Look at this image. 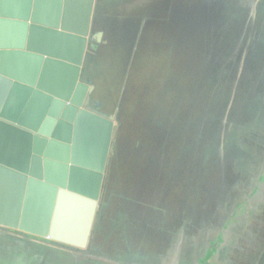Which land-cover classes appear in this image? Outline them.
Instances as JSON below:
<instances>
[{
	"label": "rangeland",
	"instance_id": "obj_1",
	"mask_svg": "<svg viewBox=\"0 0 264 264\" xmlns=\"http://www.w3.org/2000/svg\"><path fill=\"white\" fill-rule=\"evenodd\" d=\"M256 2L97 0L81 75L115 127L83 264H200L220 232L239 264L264 233V203L227 225L264 176Z\"/></svg>",
	"mask_w": 264,
	"mask_h": 264
},
{
	"label": "water",
	"instance_id": "obj_2",
	"mask_svg": "<svg viewBox=\"0 0 264 264\" xmlns=\"http://www.w3.org/2000/svg\"><path fill=\"white\" fill-rule=\"evenodd\" d=\"M96 4L0 0V226L77 249L115 127L81 75Z\"/></svg>",
	"mask_w": 264,
	"mask_h": 264
},
{
	"label": "crops",
	"instance_id": "obj_3",
	"mask_svg": "<svg viewBox=\"0 0 264 264\" xmlns=\"http://www.w3.org/2000/svg\"><path fill=\"white\" fill-rule=\"evenodd\" d=\"M256 1H257L256 2L257 5H259V8L264 7V0H256ZM262 16L264 17V8H263ZM263 21H264V18H263ZM260 182L261 181H259V183ZM259 203L263 204L264 198ZM255 207L256 206H250L249 208L246 209L249 215H250V211L254 209ZM241 225L242 223L240 222L239 225H235V227L233 228H235L236 230L237 229L239 230ZM261 227L260 226L254 227L253 235H252V238L254 240H252L251 243H249V245L248 243L245 244L249 247L247 250V257L245 258L244 254H242L241 256L239 254H235V258L239 262H241L239 264H264V233L260 234ZM11 231H15V232L14 233L7 232L5 235L6 237L0 235V243L4 247V249L6 248L5 251L0 252V255L1 254L4 256L7 255L6 257H8V259L12 260L16 264H20V263L22 264L23 263L24 264L25 263L27 264H74L76 262H79V264L84 263V260H85L83 259L84 257L82 259L80 258L79 260L77 259L75 260V257L70 255L68 252H65L61 248L62 246H64L62 244H58L56 242L46 240L45 238L42 239V238H37L34 236H29L28 234L24 233L28 237L31 238V239H25L23 235L17 233L19 231H16V230H11ZM263 231H264V228H263ZM256 239H258L257 245H256ZM41 241L45 242L46 246L40 244ZM246 242H248V240H246ZM223 246L221 245L219 249H222ZM256 247H258V250H256ZM219 249L215 253L218 256H219L218 251H220ZM241 251L245 252L246 249H242ZM223 257L227 260L226 256H223Z\"/></svg>",
	"mask_w": 264,
	"mask_h": 264
},
{
	"label": "trees",
	"instance_id": "obj_4",
	"mask_svg": "<svg viewBox=\"0 0 264 264\" xmlns=\"http://www.w3.org/2000/svg\"><path fill=\"white\" fill-rule=\"evenodd\" d=\"M261 182L259 183L258 187L253 193L252 199H250L246 202H244L242 205H240L237 210L235 211L234 217H232L227 223L228 226H235L239 225V223L243 221H248L249 220V214L248 211L246 210L250 206H257L259 202L262 201L264 198V176L260 180ZM226 226V225H225ZM232 227V228H233ZM227 232H220L219 238H217V241L213 244L212 248H210L207 252V256L205 258L201 259L200 264H214V260L210 259L214 253L221 247L223 243H226V239L223 240V238L226 236Z\"/></svg>",
	"mask_w": 264,
	"mask_h": 264
},
{
	"label": "flooded vegetation",
	"instance_id": "obj_5",
	"mask_svg": "<svg viewBox=\"0 0 264 264\" xmlns=\"http://www.w3.org/2000/svg\"><path fill=\"white\" fill-rule=\"evenodd\" d=\"M90 48H92V47H90ZM86 53V52H85ZM83 61H84V59H83ZM83 65V64H82ZM90 86V85H89ZM87 97V102L88 103H90V94H89V92H87V95H86ZM92 102L94 103V106H97L96 104H95V102H94V100H91V105L93 106V104H92ZM98 108H100L99 106H97ZM7 232H11V233H14L15 231H11L10 229H7V228H4V227H0V235L1 236H5L6 235V233ZM18 234H21V235H23L24 236V238L25 239H31L30 237H28L26 234H24V233H22V232H17ZM3 234V235H2ZM29 236H31V235H29ZM6 237V236H5ZM43 239V238H42ZM40 244H42V245H44V246H46V244H45V242H43V241H41V243ZM65 252H68L70 255H72L73 257H75V260L77 259V260H79L80 258L82 259L83 258V255H85L87 252L84 250V249H77V248H73V247H69V246H66V245H64V246H62L61 247ZM6 250V248L3 250V251H5ZM2 250H1V248H0V252H1ZM82 255V256H81ZM86 255H88V254H86ZM7 255H0V263L2 262L3 264H16L15 262H13L12 260H10V259H8V257H6ZM120 262H122V261H120ZM123 263H125V261H123ZM20 264H22V263H20ZM24 264V263H23ZM25 264H27V263H25ZM102 264V263H101ZM103 264H106L105 262H103Z\"/></svg>",
	"mask_w": 264,
	"mask_h": 264
},
{
	"label": "built area",
	"instance_id": "obj_6",
	"mask_svg": "<svg viewBox=\"0 0 264 264\" xmlns=\"http://www.w3.org/2000/svg\"><path fill=\"white\" fill-rule=\"evenodd\" d=\"M45 239H46V240H49V238H48V237H46ZM49 241H50V240H49Z\"/></svg>",
	"mask_w": 264,
	"mask_h": 264
}]
</instances>
